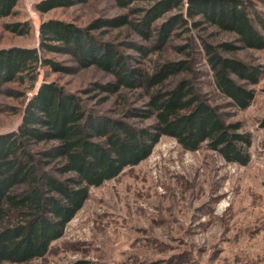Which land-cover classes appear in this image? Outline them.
<instances>
[{
  "label": "trees",
  "instance_id": "obj_1",
  "mask_svg": "<svg viewBox=\"0 0 264 264\" xmlns=\"http://www.w3.org/2000/svg\"><path fill=\"white\" fill-rule=\"evenodd\" d=\"M85 1L39 0L34 9L46 13ZM110 1L128 13L97 17L84 27L49 19L40 23L37 48L0 50V94L11 83L32 89L40 67L65 74L92 67L111 77L105 84L94 83L92 90L116 97L122 96V90H144L148 98L144 109L122 102L120 117L111 118L87 109L83 99L54 82L39 85L24 106L18 129L0 135V264L43 257L82 208L89 189L146 159L162 136L173 138L184 150L195 151L205 143L227 162L249 161L250 137L240 131L238 122L227 123L219 107L210 105L186 78L169 83L171 76L189 70L185 61L157 63L149 72L104 39L108 32L125 28L160 51L190 19L193 27L209 26L232 35L238 46L232 42L212 46L201 40L200 47L219 95L228 107L244 110L253 99L248 86L257 83L260 70L232 55L237 49L264 48V36L248 4L242 0H188L185 6L182 0ZM16 3L0 0V18L12 15ZM6 28L20 35L29 31L27 23ZM127 46L141 52L142 63L147 51L135 44ZM43 53L66 55L72 66ZM8 94L23 96L15 90ZM136 118L152 122L140 126L129 121ZM260 126L264 127V117Z\"/></svg>",
  "mask_w": 264,
  "mask_h": 264
},
{
  "label": "rangeland",
  "instance_id": "obj_2",
  "mask_svg": "<svg viewBox=\"0 0 264 264\" xmlns=\"http://www.w3.org/2000/svg\"><path fill=\"white\" fill-rule=\"evenodd\" d=\"M187 1L182 0L183 6ZM242 1L248 4L256 17L255 25L264 36V0ZM37 2L17 0L14 13L0 18V50L37 48L40 23L49 19L84 27L97 17L128 13L110 0H86L46 13L34 9ZM190 22L193 20L176 30L160 51L151 48L152 42L139 40L125 28L108 32L104 39L149 72L157 63L185 61L189 70L171 76L169 83L186 78L210 105L219 107L227 123L240 124V131L250 137L248 163L227 162L205 143L195 151L184 150L173 138L162 136L146 159L90 188L88 198L66 224L62 236L50 244L43 257L24 264H264V127L260 126L264 117V48L237 49L232 55L259 67L260 74L257 83L248 86L254 92L250 104L244 110L228 107L227 100L214 87L200 41L212 46L238 44L228 33L204 25L193 27ZM22 23L29 27L23 35L6 28ZM128 44L147 51L142 63L141 52ZM42 55L72 66L66 55ZM110 79L92 67L69 74L40 67L32 89L11 83L0 94V135L18 129L28 98L42 83L54 82L79 96L84 107L98 115L120 117V104L124 101L127 107L146 108L144 90H122V96L116 97L91 89L94 83L105 84ZM89 87L91 90L86 93ZM8 90L19 91L23 96L9 95ZM129 121L140 126L152 122L141 118Z\"/></svg>",
  "mask_w": 264,
  "mask_h": 264
}]
</instances>
